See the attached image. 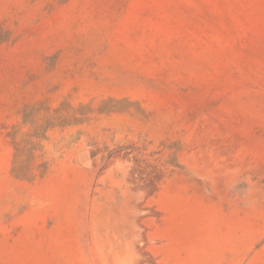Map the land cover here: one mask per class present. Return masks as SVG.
<instances>
[{
  "label": "rangeland",
  "instance_id": "1",
  "mask_svg": "<svg viewBox=\"0 0 264 264\" xmlns=\"http://www.w3.org/2000/svg\"><path fill=\"white\" fill-rule=\"evenodd\" d=\"M0 264H264V0H0Z\"/></svg>",
  "mask_w": 264,
  "mask_h": 264
}]
</instances>
